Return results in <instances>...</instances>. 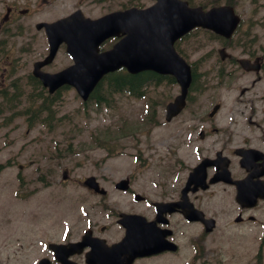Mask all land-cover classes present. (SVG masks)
<instances>
[{
  "label": "rangeland",
  "instance_id": "rangeland-1",
  "mask_svg": "<svg viewBox=\"0 0 264 264\" xmlns=\"http://www.w3.org/2000/svg\"><path fill=\"white\" fill-rule=\"evenodd\" d=\"M17 1L23 4V0ZM139 1L145 5L150 4L149 0H121L118 3L130 4ZM188 1L195 5L208 6L213 0ZM76 2L77 0H55L42 11L37 10V14L25 17L27 29L23 36L10 34V39H6L9 42L8 50L10 49L9 53L13 54L15 63H18L20 68L26 66L29 70L31 63L46 54V38L44 34L37 32L35 24L39 20L55 19L66 15L65 13L72 10ZM28 3L29 0L25 2V4ZM117 6V1L106 0L102 4L94 5L88 10V14L95 16L104 12L108 13ZM235 6L242 16L241 31L247 33L243 35L240 42L248 38L254 43L253 47L263 48L264 28L261 24L264 23V0H235ZM33 7L36 6L33 5ZM1 40L5 38L1 37ZM232 46H238L236 40ZM181 47L190 62L199 60L201 57L204 62L206 59L211 60L210 55H215L222 46L208 33L197 31L184 40ZM228 52H231V49L228 48ZM235 53L237 56L241 55L240 50H236ZM67 59V54L62 51L52 69L61 67L67 63ZM213 64V60L206 62L205 66L200 68V72L209 70ZM28 91L26 88V94ZM178 92L177 86L164 85L151 89L144 98L120 95L116 97L114 106L108 108L97 107L93 103L85 106L76 91L67 88L61 93V104L56 107V114L60 121L57 122L59 125H54L56 128L53 131L43 125L29 128L23 118L4 121L5 118L0 117V165L11 162V165L0 168V208L8 210L3 216L0 215V264H14L6 258L11 250L9 236L18 235L25 227L34 228L42 225L41 221L39 224L36 220L31 223L22 221V213L35 211L36 208L51 211L55 208L65 209L69 206V197L73 196L74 191L84 192V189L78 185V180L94 175L100 178V181H106L105 184L110 186L109 189H114L110 185L113 180L135 173L140 174L144 186H151L148 180L162 177L160 158H166V132L178 126V122L171 127L166 126L165 106L166 102L174 98ZM231 94V92L219 94L220 99L230 105L232 100L228 102L227 97ZM216 98H218L216 93L208 92L198 99L200 103L198 110L202 111V116L211 110ZM153 110L156 112L159 123L155 120V123L148 124L146 121ZM127 120H129L128 125L138 122L136 126L142 127L143 130H138L135 137L131 135L121 137L119 143L124 144V153L109 158L103 145H98L99 142L106 140L104 131L107 128L117 131L119 126ZM97 136L100 140L93 139ZM141 150V154L148 159L147 167L143 161L139 162V159L136 160L134 157V154ZM21 164L32 166L24 170L20 168ZM170 164L174 165V162L170 161ZM64 170L69 171L74 181L65 188L59 186ZM19 175L25 176L29 180V190L36 192L30 202L21 199L22 194L16 198V192H20L17 183ZM110 197L112 198L111 195ZM112 203L118 206L113 202V198ZM222 223L221 227L219 226L218 230L208 238L206 250L208 256L205 258L198 260L189 247L191 244L198 243L195 238L190 240L191 234H194L196 230L195 227L189 226L183 229V233L186 231L185 236L179 237L181 245H184V249L179 254L166 256V259L161 257L148 259L138 264H252L263 242L262 234L258 235L259 229L253 225L256 238L251 236L245 238L244 234L240 233L247 226L226 229L224 222Z\"/></svg>",
  "mask_w": 264,
  "mask_h": 264
},
{
  "label": "flooded vegetation",
  "instance_id": "flooded-vegetation-1",
  "mask_svg": "<svg viewBox=\"0 0 264 264\" xmlns=\"http://www.w3.org/2000/svg\"><path fill=\"white\" fill-rule=\"evenodd\" d=\"M34 1L46 3L49 0ZM86 1L80 0L78 8L83 9ZM39 7L41 9V5ZM23 12L26 13L22 14ZM32 12L22 8L21 3L16 0L1 2L0 33L5 32L9 24L21 21ZM222 66L228 67V64ZM237 83L239 81L236 79L218 81L213 92L222 94L233 91L235 94L231 104L216 101V105L220 107L214 117L209 119L207 116L202 118L197 109L189 111L182 126L171 133L169 140L172 142L168 144L176 150H183L191 160L192 168L204 161L208 163L205 169L206 186H199L194 191L192 188L195 184H192L189 186L188 196L195 207L202 210L205 216L214 218L216 223L223 219L227 220V224H242L252 220L255 208L237 200L238 182H253L260 187L259 193L255 192L259 196L256 207L259 206L264 214V79H254L243 88H237ZM180 164H183L182 157L177 160L175 167ZM189 173L188 171L184 177L172 182L170 176H166L165 169L163 178L153 180L157 182L152 181L151 186L138 182V175L127 176L128 189L117 190V182L114 180L110 185L115 189L110 188L105 193L89 189L84 177L77 181L84 192L74 191V197L70 195L69 206L65 209H37L34 213L22 214L24 222L36 220L37 224L41 221L42 225L22 229L15 235L6 258L14 264H26L27 261L30 264H64L62 259L56 257L54 246L83 243L84 245H80L86 247L72 249L70 246L63 253L68 264H88L91 249L89 245L96 239L112 245L124 238L126 230L120 224L123 213L144 216L148 222H155L154 227L160 235L166 234V229H172V238L177 240L179 233L176 227L184 222L192 223L185 219L180 210L168 215L161 214L156 203L166 204L179 200L186 188ZM99 182L103 188L110 187L105 185L106 181ZM70 183L74 181L68 178L59 182V186L65 188ZM110 195L118 206L112 203ZM75 204L80 206L82 212L75 213ZM239 217L240 220L237 221ZM194 224L201 231L200 236L209 234L205 233V226L201 222ZM142 227L145 228L144 225Z\"/></svg>",
  "mask_w": 264,
  "mask_h": 264
},
{
  "label": "water",
  "instance_id": "water-1",
  "mask_svg": "<svg viewBox=\"0 0 264 264\" xmlns=\"http://www.w3.org/2000/svg\"><path fill=\"white\" fill-rule=\"evenodd\" d=\"M237 23L236 18L231 17L227 9L212 10L209 13H203L201 8H190L186 2L180 0H158V3L146 10H131L125 13H118L107 16L97 22L86 35L79 34L77 37H70L66 34L62 37L60 29L68 27V23H61L48 27L49 40L51 44V54L53 57L55 51L62 39L79 43L88 42L91 37L99 33L110 35L117 32L126 34L122 42L119 43L113 51L97 55L92 60V74L99 78L105 73L112 71L122 65H126L132 73H137L145 69H154L160 73H173L177 76L183 86L180 96L175 99L173 106L175 109L184 105L186 90L191 82V72L189 66L176 56L173 44L177 37L191 29L195 25H204L213 27L221 33L229 36ZM100 38L98 41L102 40ZM82 45L81 54L86 57L88 49ZM44 82L50 85L52 89L56 88L61 82L74 79L76 82L81 78V72L78 70L74 74H64L59 79H51L43 76ZM74 83L73 81H71ZM80 92L84 93V86H77ZM88 183L94 189L99 190L98 183L94 178H90ZM124 183H119V187H125ZM170 205V204H166ZM172 211V209L170 210ZM132 219L138 216H130ZM127 217V218H130ZM190 219L198 218L196 215H190ZM142 218V217H138ZM137 222V223H136ZM130 225L128 237L123 241L122 246H129L134 250L143 251L141 254H148L149 247L155 244H163L160 234L150 229H139L143 222L136 220ZM137 227L133 232V228ZM121 246V245H120ZM175 247L166 242V249ZM138 251L132 255L136 257ZM115 263V262H114Z\"/></svg>",
  "mask_w": 264,
  "mask_h": 264
},
{
  "label": "trees",
  "instance_id": "trees-1",
  "mask_svg": "<svg viewBox=\"0 0 264 264\" xmlns=\"http://www.w3.org/2000/svg\"><path fill=\"white\" fill-rule=\"evenodd\" d=\"M163 79L164 77L158 76L151 72H145L134 76L118 72L113 75L112 78H110L111 83H109V86L112 90H120L127 88L130 91H134L137 86L138 90L136 91L139 92V90L145 85L146 82L154 81L155 83H159ZM48 103L49 102H43L44 105H47Z\"/></svg>",
  "mask_w": 264,
  "mask_h": 264
}]
</instances>
